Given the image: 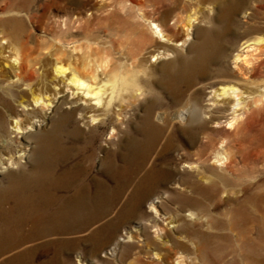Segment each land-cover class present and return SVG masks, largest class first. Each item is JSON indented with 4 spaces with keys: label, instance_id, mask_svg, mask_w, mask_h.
I'll return each mask as SVG.
<instances>
[{
    "label": "bare ground",
    "instance_id": "1",
    "mask_svg": "<svg viewBox=\"0 0 264 264\" xmlns=\"http://www.w3.org/2000/svg\"><path fill=\"white\" fill-rule=\"evenodd\" d=\"M81 1L44 0L38 14L37 0H0V256L81 231L110 216L122 197L118 213L91 238L92 254L108 245L98 264H264V17L253 21L257 13L244 12L254 36L228 65L232 36L224 26L207 27L238 13L245 0L216 17L210 3L200 8L203 0H118L125 14L108 23V39L82 43L72 29L87 30L88 21L67 16ZM51 9L61 14L54 48L45 41L30 46L25 21L45 27ZM193 30L197 38L189 42ZM152 58L163 60L164 78L161 96L147 98L140 75L153 76ZM201 85L211 88L204 109L194 93ZM66 91L71 106L59 111L58 95ZM114 101L118 109L108 115ZM76 114L81 127L67 129ZM35 119L48 122L44 133L34 130ZM82 127L90 130L87 144L99 127L120 137V151L105 152L99 175L69 165L74 149L62 136L79 137ZM200 136L205 141L189 152ZM21 137L33 141L29 151ZM58 190L73 194L58 203ZM129 220L139 227L113 242ZM27 254L6 263L22 264Z\"/></svg>",
    "mask_w": 264,
    "mask_h": 264
},
{
    "label": "rangeland",
    "instance_id": "2",
    "mask_svg": "<svg viewBox=\"0 0 264 264\" xmlns=\"http://www.w3.org/2000/svg\"><path fill=\"white\" fill-rule=\"evenodd\" d=\"M118 0H82L81 3L78 6L72 5V9L70 12L67 13V16L74 15V17L79 18L80 23L84 22L86 19L87 22V30L78 28V29H72V34L74 39H79L80 42H84L85 37H89L92 39V41H105L110 36V32L108 30V23L113 21L116 22L119 18L122 19L121 15H124L125 13L123 11H120L118 9ZM236 0H203L200 4V8L204 4L210 3L212 8L214 9L212 12V17H216V15L224 14L227 12L228 8L231 6V4ZM44 0H37V5L39 8L35 10L38 14L42 13V9L40 8V5L42 6V3ZM194 5H191L190 8H193ZM222 7V8H221ZM36 8V7H35ZM254 9V11H253ZM245 13H257V18L252 17L253 15H249V17L253 18V21H257L260 18L264 17V0H245L242 4V7L238 13H234L231 16L228 15L223 22L221 21H211V23L208 25L207 29H212L214 31H219L223 26L226 27L225 31L228 33V36L230 37L229 41L226 43V59L225 63L230 65L232 56L236 54L239 50V45L248 40L249 38H252L254 34L252 32L247 33V30L249 29V25L246 24L244 17ZM228 13V12H227ZM263 13V14H262ZM262 14V15H261ZM206 11L200 9V17L205 16ZM46 26L43 27L40 26L39 23L34 22H26L25 21V33H28L32 37V42H29L28 44L32 46L33 44H36L37 42H43L45 41V44L43 47L48 49H53L51 45L50 38L55 33H58L59 31V17L61 14L57 12L54 9H51L47 14ZM247 16V15H246ZM255 16V15H254ZM261 16V17H260ZM123 20V19H122ZM248 21H250L248 19ZM252 20L250 21V23ZM41 23V22H40ZM79 23V24H80ZM224 23V24H222ZM253 23V22H252ZM78 25V23H76ZM203 26V24H201ZM79 26V25H78ZM115 26V24H114ZM43 28V29H42ZM45 28V29H44ZM212 31L213 33H215ZM112 33H115L112 32ZM87 34V35H86ZM180 34V31L178 32V35ZM232 34V35H231ZM233 34H237V36H233ZM65 37H68V34H64ZM252 36V37H251ZM197 38V31L193 30L191 37L188 39L189 42L195 41ZM233 38V39H232ZM236 38V39H235ZM239 38V40L237 39ZM25 40V39H24ZM236 40V41H235ZM237 42V43H236ZM173 45V43H170ZM176 44H179L176 43ZM100 48V46H99ZM187 45L184 47V55L185 57H189L190 54L186 52ZM188 55V56H186ZM230 57V58H229ZM151 63H154L156 65V70L154 71V74L152 77H147L140 75V84L145 87V89L150 90L149 95H146L147 98L151 95H159L161 96L162 88L160 87V82L164 78V71L163 67H160L164 62L163 60L155 61L153 58L150 59ZM214 71L217 70V66H213ZM167 69V68H166ZM161 78V79H160ZM156 83V84H155ZM33 84H36V82H33ZM152 84V85H151ZM150 85V86H149ZM149 87V88H148ZM152 88V89H151ZM211 88L209 85H201L194 88V93L198 97V104L203 109L206 108V106L211 105ZM161 90V91H160ZM69 91H66L64 94L58 95V100H63V103H61V107L59 111H62V109H68L70 108L71 104L69 105V102L72 100L71 96H69ZM65 97H67L65 99ZM57 102V101H56ZM54 104L51 105V109L47 111L48 115L53 116V109ZM67 107V108H66ZM30 108V107H29ZM117 102L114 101L109 106L108 110L110 111L108 115L112 114V110H117ZM78 114L74 115L72 117L71 123L68 125L67 129H71L75 126L81 127L82 122H80ZM78 118V119H77ZM78 121V122H77ZM36 126L34 130L44 133L47 130L48 122H45L43 124H40L38 126V119H35ZM47 123V124H46ZM41 130V131H40ZM82 134L79 137H71L67 138L65 135L62 136V140L65 139L66 143H68L69 146L73 147V157L69 161L70 166L79 165L80 167L87 168L89 174L91 176L99 175L101 172V162L104 159L105 152L120 151V146L118 147V139L120 137H110L108 132L109 130L106 128H98V133L94 136L93 143L87 144V142L90 140L89 132L87 128L83 129L81 128ZM36 131V132H37ZM89 131V132H88ZM133 132V131H132ZM222 137L221 135L214 136L215 140ZM76 138V139H75ZM67 139V140H66ZM89 139V140H88ZM95 140V141H94ZM21 146L24 149L28 150L33 145V141L26 138H20ZM68 141V142H67ZM87 141V142H86ZM105 141V142H103ZM205 141L203 136H200V139L197 141V143L189 150V152L194 153L197 148L200 146L201 143ZM109 142L108 146L105 147L103 144ZM64 143V141H63ZM85 146L84 150H82V146ZM92 146V147H91ZM105 147V148H104ZM176 153H172V155L169 156V158L174 162ZM27 160V157L25 156L24 161ZM160 163V160L158 161ZM264 170L261 174V179L264 181ZM6 172L0 173V184H5V178ZM87 182H91L89 178H87ZM170 186V185H168ZM61 191V192H60ZM57 202L63 200L64 198H70L72 193V190L65 191V190H58L56 193ZM123 198L121 197L115 206L111 209L110 216L105 217L104 219L88 225L85 229L78 231V232H72L69 234H58L53 235L49 237H45L42 239L34 240L26 242L24 245L17 247L16 249L3 254L0 256V264H8L6 263V260L9 258L15 256L17 253L20 252H28L26 256L22 259V264H54L55 262L59 264H98L103 260V254L108 251V245L101 247L99 251H97L96 254H92V240L91 238H94V234L100 230L103 229V225L106 222V220L109 218H113L117 213L118 209H121V203H123ZM58 202V203H59ZM148 203H144L142 205V213L143 214H149L148 212ZM139 221L137 220H129L126 222H123L120 224L116 231L114 232V239L113 242L118 240L120 237L123 236L125 231H129L133 228L139 227ZM26 229L28 227L26 226ZM101 231V230H100ZM53 243V245L51 244ZM56 244V245H55ZM57 252V255L55 253ZM135 252V253H134ZM138 250H133V256L136 254ZM54 255L56 256V261L54 263L51 262V258L53 259ZM143 257H141L142 259Z\"/></svg>",
    "mask_w": 264,
    "mask_h": 264
}]
</instances>
